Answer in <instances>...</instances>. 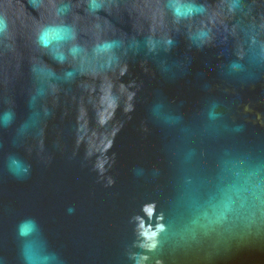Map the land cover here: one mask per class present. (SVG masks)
<instances>
[{
  "label": "water",
  "instance_id": "95a60500",
  "mask_svg": "<svg viewBox=\"0 0 264 264\" xmlns=\"http://www.w3.org/2000/svg\"><path fill=\"white\" fill-rule=\"evenodd\" d=\"M0 18V264H264V0Z\"/></svg>",
  "mask_w": 264,
  "mask_h": 264
},
{
  "label": "clouds",
  "instance_id": "9594fccd",
  "mask_svg": "<svg viewBox=\"0 0 264 264\" xmlns=\"http://www.w3.org/2000/svg\"><path fill=\"white\" fill-rule=\"evenodd\" d=\"M6 27H7L6 22L2 18H0V32L4 31ZM47 33H48V29H45L44 31H42V33L38 38L41 44L45 47H47L49 44V40L47 39Z\"/></svg>",
  "mask_w": 264,
  "mask_h": 264
}]
</instances>
